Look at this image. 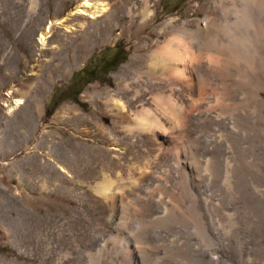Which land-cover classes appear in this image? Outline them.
Wrapping results in <instances>:
<instances>
[{"label": "rangeland", "instance_id": "374dc122", "mask_svg": "<svg viewBox=\"0 0 264 264\" xmlns=\"http://www.w3.org/2000/svg\"><path fill=\"white\" fill-rule=\"evenodd\" d=\"M80 1L0 0V264H264V0H113L92 35ZM207 18L228 43L223 82L195 41L190 90L151 109L156 136L86 93L113 91L166 22ZM48 24L66 43L42 45Z\"/></svg>", "mask_w": 264, "mask_h": 264}, {"label": "bare ground", "instance_id": "6f19581e", "mask_svg": "<svg viewBox=\"0 0 264 264\" xmlns=\"http://www.w3.org/2000/svg\"><path fill=\"white\" fill-rule=\"evenodd\" d=\"M145 1L146 3L149 2V0ZM112 2L113 0H81L77 4L75 8L76 12H89L94 18H97V20H84L82 22L84 24L83 31L85 33L92 35L93 29H96L99 25L107 24V17H109L108 9L111 7ZM147 5L150 6L149 3H147ZM152 10L149 9L146 11L142 24H145L152 18ZM188 20H184L179 25L175 24V22L172 23V21L166 22L170 25L171 30L176 28L174 31L175 33H173L164 44L161 45L156 43L155 48L151 47L146 53H134L129 60L124 63L121 69L113 75L117 81L116 87L113 91H102L103 89L98 88V85H93L87 88L86 93H103V96H105L104 105L108 109L109 117L113 124H118L122 128L125 127V118L128 116L127 113L130 111L131 107H134V110L138 114V123L141 129H145L146 131L149 130V134L152 136H156L160 128L163 129L159 118L155 117L151 112V109H156L158 107L163 108L165 107L164 104H166V107H171L170 100L175 91V86L172 84H178L180 79H183L187 91L190 90L191 80L194 76V67L191 58L194 55L192 47L195 46V41L200 45H205L211 51V55L209 56L210 62L207 66L210 77H217V80L223 82L225 72H223L224 70L222 69V66L227 60L226 55L228 43L224 42L217 32L211 33L206 30L207 24L210 21H208V18L203 26L199 27L197 30H194L191 27ZM165 24L163 25L166 26ZM26 25L25 21L23 27L26 28ZM224 33H226V31ZM39 34L42 45L48 44L49 46L50 43L54 41H56L57 45H60L67 41L65 35L60 32L57 33L51 24H48L44 30H39ZM77 38L78 32L73 36H70L68 39L69 41H73ZM40 52L45 53V50L42 49ZM141 62H146V65H141ZM172 72L174 73V76L177 74L175 78L171 77L172 79L166 80L165 77ZM113 93L123 94L126 100L124 101L114 97ZM173 98L174 97H172V99ZM21 99L22 98H16L15 103H21ZM99 122L100 121H98V123ZM139 132L140 131L138 130V134ZM116 142H114L115 145Z\"/></svg>", "mask_w": 264, "mask_h": 264}, {"label": "trees", "instance_id": "16d2710c", "mask_svg": "<svg viewBox=\"0 0 264 264\" xmlns=\"http://www.w3.org/2000/svg\"><path fill=\"white\" fill-rule=\"evenodd\" d=\"M125 53H126L125 50H123V55H122V57L115 59V60L111 63L110 66H114V65H115L120 59H122V58L124 57Z\"/></svg>", "mask_w": 264, "mask_h": 264}]
</instances>
